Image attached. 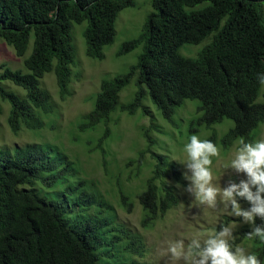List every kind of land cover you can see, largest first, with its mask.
<instances>
[{
    "label": "trees",
    "instance_id": "16d2710c",
    "mask_svg": "<svg viewBox=\"0 0 264 264\" xmlns=\"http://www.w3.org/2000/svg\"><path fill=\"white\" fill-rule=\"evenodd\" d=\"M132 4L133 0H0V38L18 56L33 39L24 58L28 73L1 65L0 99L10 106L7 122L12 132L42 127L41 113L53 110L50 93L40 85L45 73H54L61 98L70 93L72 23L86 22V55L103 59L104 46L114 40L118 12ZM209 36L195 57L178 52L183 44H198ZM139 45L142 51L135 64L100 81L92 108L76 122L80 133L102 125L101 148L115 113L149 115L144 104L148 95L170 121L186 100H197L190 119L195 133L231 120L218 140L211 131L207 140L214 144L227 148L241 139L254 142L264 122V86L257 79L264 73V0H152L141 33L123 42L116 54ZM134 77L131 99L120 102L119 93ZM5 80L22 87L25 98L5 89ZM149 128L145 136L150 141ZM152 157L151 174L141 180L136 194L145 227L178 203L172 186L162 180L169 168L180 181L175 165L164 155ZM141 161L139 157L137 173ZM77 171L73 162L48 147L0 148V264H110V251L98 252L102 244L127 253L115 264H145L134 257L142 248L141 237L116 222L114 205ZM130 190L120 182L115 194L126 211L133 206ZM256 224L264 221L257 217ZM248 231L243 227L237 232L231 241L234 247Z\"/></svg>",
    "mask_w": 264,
    "mask_h": 264
},
{
    "label": "rangeland",
    "instance_id": "374dc122",
    "mask_svg": "<svg viewBox=\"0 0 264 264\" xmlns=\"http://www.w3.org/2000/svg\"><path fill=\"white\" fill-rule=\"evenodd\" d=\"M151 11L152 0H133L132 5L121 9L114 22V40L104 46L103 59H92L86 55L82 34L86 22H73L71 37L75 57L71 65L70 93L61 98L54 73H45L40 79V85L50 93L53 110L48 114L41 113L42 127L38 129L22 127L16 133L11 131L7 122L10 106L0 99L2 106L0 148L12 150L15 146L26 144L43 146L51 149L52 153L65 157L67 162H73L78 169L76 175L92 182L95 189L114 205L116 222L125 225L141 237L142 248H138L140 250L134 256L135 260L145 264H174L170 253L166 251L170 241L183 240L187 247L194 237L201 236L202 242L203 233L219 231L222 225L232 226L234 238L243 227L251 228L243 222L242 217L232 216L230 204L225 208L220 197L217 198L216 209H211L206 205H199L195 192L188 190L192 187V181L188 178L191 176V170L185 163L187 160V154L183 151L185 144L192 135H197L202 140L207 139L213 130L218 140L226 128L232 125V121L225 119L222 124L214 125L212 128L202 127L195 133L193 130L197 127L190 125V119L196 114L197 100H186L170 121L162 117L147 95L144 104L149 110V115L140 111L134 115L115 113L108 125L109 134L101 148L98 137L102 133V125L86 133H80L76 127L80 117L92 108V96L99 90L100 81L125 73L137 62L142 45L121 55L116 53L123 42L134 39L141 33L144 19ZM32 41L31 37L24 55L18 56L13 46L0 38V72L1 65L4 64L11 69L28 73L24 58L31 52ZM209 41L210 36L198 44H183L178 52L184 56L195 57ZM1 84L5 89L25 98L26 91L22 87L8 80L2 81ZM135 89L134 77L119 93V101L130 100ZM147 128L150 141L145 136ZM261 139H264V122L257 129L253 143ZM239 141H235L227 148L218 142L215 143L220 149V157H213V183L221 189L229 187L233 182L239 183L241 179H247L243 173H237L230 166L227 167L239 146ZM152 153L164 155L175 165L180 181L169 168L162 180L172 186L178 203L158 218L152 226L145 227L141 224L142 207L136 194L142 189L141 180L151 174L152 164L155 162ZM139 157L143 164L137 173ZM120 182L133 192V206L130 211L120 206L115 195ZM238 203L242 208L249 207V203L240 198ZM235 246L244 247L248 252L255 253L264 264V242L259 239L248 240L245 237ZM105 250L111 253L108 256L110 264L123 262L128 257L118 246L110 248L102 244L98 252ZM175 264H185V261L181 259Z\"/></svg>",
    "mask_w": 264,
    "mask_h": 264
},
{
    "label": "clouds",
    "instance_id": "9594fccd",
    "mask_svg": "<svg viewBox=\"0 0 264 264\" xmlns=\"http://www.w3.org/2000/svg\"><path fill=\"white\" fill-rule=\"evenodd\" d=\"M258 82L264 86V73L258 74ZM183 151L187 154V167L191 170L192 187L199 205L216 209L217 198L220 197L225 208L230 204V214L242 217L243 222L250 225V231L245 233L248 240L259 239L264 242V224L257 225L256 218L264 221V139L255 143L239 141L230 163L227 165L237 173H243L247 179L239 183H231L221 189L213 183V157H220V149L212 141L200 139L192 135ZM238 198L246 200L251 206L242 208ZM196 236L185 246L183 240L170 241L167 253L172 261L181 259L185 264H262L255 253L248 252L244 247L233 246V228L222 225L220 230H212Z\"/></svg>",
    "mask_w": 264,
    "mask_h": 264
}]
</instances>
